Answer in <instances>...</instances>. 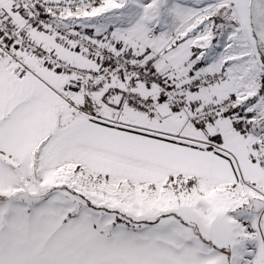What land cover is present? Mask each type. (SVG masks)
Instances as JSON below:
<instances>
[{
  "label": "snow or ice",
  "instance_id": "obj_1",
  "mask_svg": "<svg viewBox=\"0 0 264 264\" xmlns=\"http://www.w3.org/2000/svg\"><path fill=\"white\" fill-rule=\"evenodd\" d=\"M0 264H264V0H0Z\"/></svg>",
  "mask_w": 264,
  "mask_h": 264
}]
</instances>
